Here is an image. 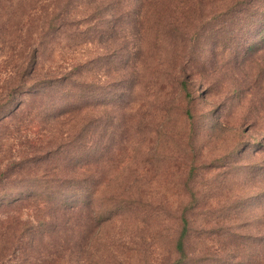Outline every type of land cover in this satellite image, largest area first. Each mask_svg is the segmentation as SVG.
<instances>
[{
    "label": "rangeland",
    "instance_id": "374dc122",
    "mask_svg": "<svg viewBox=\"0 0 264 264\" xmlns=\"http://www.w3.org/2000/svg\"><path fill=\"white\" fill-rule=\"evenodd\" d=\"M115 1L0 0V118L31 104L23 123L44 129L37 146L1 122L0 171L19 163L34 185L25 174L49 139L65 150L40 166L80 181V214L45 216L65 225L56 243L78 245L73 264H173L182 218L184 264H264V0ZM60 76L62 100L35 109L28 86ZM12 210L0 217L41 219Z\"/></svg>",
    "mask_w": 264,
    "mask_h": 264
},
{
    "label": "trees",
    "instance_id": "16d2710c",
    "mask_svg": "<svg viewBox=\"0 0 264 264\" xmlns=\"http://www.w3.org/2000/svg\"><path fill=\"white\" fill-rule=\"evenodd\" d=\"M115 2L116 5H121L120 0H116ZM52 21L54 20L51 19L48 24ZM42 32L43 30L40 31L41 34ZM34 42L35 41H31V37H28L23 43H21L17 59H19V62L21 61L22 66L20 67V73L18 75L19 85L17 87H26V83L24 82L29 79V75L34 69H31L36 59V52L31 47V44ZM11 49H15V46H12ZM65 81L68 82L65 76L54 78L48 77L45 80H37L36 83L29 85L27 88L28 95L33 97L32 99H39V105H36L35 109L49 110L53 107L54 103H56V98L59 97V99L62 100L61 96L64 95L65 90L64 88L56 90V86L57 84H66ZM72 87L76 86L73 85ZM55 90L56 95L54 96L53 92ZM12 91H9L7 96H9ZM44 93L50 94L48 95L50 100H45L42 103L44 99H47ZM30 115L31 104H27L22 111L16 106L8 114H5L0 118V123L9 119L6 123L12 122L16 129L15 132L19 133V136L25 137L24 139L26 140L28 139L26 136L32 134L31 140L34 144L39 146V144L42 143V137L44 136L43 125H41L38 116H36L37 118L34 116V119L31 118L32 120L28 124H24L23 120L26 116ZM42 120L45 119L43 118ZM38 121L40 125H38ZM35 123L37 125H35ZM51 144L52 143L49 139L45 153H43L42 156L34 158L38 163H34V165L31 163V167H29L25 174L26 177L31 173L32 175H35L31 181L34 185H22L24 179L19 177L24 175V167L19 163H10V165H7L3 171H0L1 193H3L8 187H11L14 191L21 190L19 195L0 194V212L3 214L5 210L13 209L12 211H14V209H16L17 213H19L21 208L32 206L35 215L37 214L36 216H41L36 227L34 226V230H32V227L28 228L26 227V224L20 222L18 216H15V218L8 216H5L4 218L0 217V264H7L12 257L19 258L22 261V264H73V259L80 252L77 244L71 245L65 238H63L62 244L56 243L55 240L60 238L56 233L62 232L65 229V225L61 223V225H59V231H56L48 221L49 217L45 218L46 215L52 214V216H54L53 214L55 213H60L63 216L65 214H70L71 217H75L80 214V209H83V205L80 206V204H82V193L78 189L80 181L78 179H73L72 182L60 180L59 182L53 181L54 183H52L51 180L48 179L49 177H46L49 174L51 177L50 172L57 171L55 165H50L45 168L40 166L42 161H44L43 158L51 157L59 154V152L61 154L65 151L63 149H56L53 153H51V151L49 153L47 150ZM69 146L68 143V147ZM2 178L5 180L4 183L1 182ZM28 179L29 178L26 180ZM71 199H73V201ZM181 222L182 228L173 247V253L177 255L173 264H184L188 258L185 248L187 221L182 218ZM37 227L40 231L37 230ZM41 227H43L44 230L46 229V231L41 230ZM51 233V237L44 241V236ZM31 259L33 261H31Z\"/></svg>",
    "mask_w": 264,
    "mask_h": 264
}]
</instances>
